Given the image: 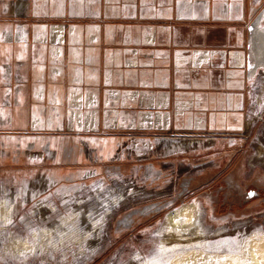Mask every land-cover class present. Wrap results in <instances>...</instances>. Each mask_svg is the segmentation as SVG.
Wrapping results in <instances>:
<instances>
[{
    "label": "crops",
    "instance_id": "crops-1",
    "mask_svg": "<svg viewBox=\"0 0 264 264\" xmlns=\"http://www.w3.org/2000/svg\"><path fill=\"white\" fill-rule=\"evenodd\" d=\"M259 7L264 0H0V176L90 165L102 173L126 140L100 131L132 125L130 111L117 118L107 108L115 94L128 104L170 100L161 119L184 108L215 119L264 67V31L252 33L259 63L248 77L243 60ZM56 23L68 28L54 46L45 37ZM245 109L221 117L240 127Z\"/></svg>",
    "mask_w": 264,
    "mask_h": 264
},
{
    "label": "rangeland",
    "instance_id": "rangeland-1",
    "mask_svg": "<svg viewBox=\"0 0 264 264\" xmlns=\"http://www.w3.org/2000/svg\"><path fill=\"white\" fill-rule=\"evenodd\" d=\"M255 12V32L264 31V7ZM66 28L51 24L49 44L64 43ZM221 32L214 39L221 41ZM257 46L254 41L256 54ZM246 90L241 126L231 130L206 115L197 118L201 108L161 119L160 109L170 111V100L148 106L139 97L132 104L123 103L121 94L110 97L117 106L114 101L107 108L115 107L117 118L130 111L124 123L132 125L100 131L121 133L126 140L102 173L90 165L0 176V202L7 201L13 220L12 225L0 220V264H264V205L254 200L219 209V183L214 184L227 175L239 196L246 185L264 186L258 154L264 147V67ZM190 138L201 141L181 144ZM209 158L214 159L203 163ZM172 211L175 226L168 221ZM170 233L175 237L166 240ZM229 237L237 239L236 255L217 250L222 248L217 241Z\"/></svg>",
    "mask_w": 264,
    "mask_h": 264
},
{
    "label": "flooded vegetation",
    "instance_id": "flooded-vegetation-1",
    "mask_svg": "<svg viewBox=\"0 0 264 264\" xmlns=\"http://www.w3.org/2000/svg\"><path fill=\"white\" fill-rule=\"evenodd\" d=\"M247 31H248V27H247ZM247 47H249V53H250V65H252V67H249V65H247L246 63V68H247V77L248 74L251 73L252 71H254V69L257 67V62L259 60H257L255 58V52H253V40L250 38L248 41H246V50ZM227 74H230V72H226L225 76H227ZM240 101V102H239ZM227 100V106L226 108H224V111L218 110L217 112H220L221 114L217 117L216 116V120L218 123V127L223 125L225 126V128L227 129H233L231 127H229L230 122L229 120L226 119H222V113L225 112L226 114H231V115H240L242 114L240 108L241 106L244 107L247 103V90H245L243 97H241V100ZM222 116V117H221ZM199 135H205L206 133H198ZM217 134V133H215ZM230 134V132H227V136ZM227 138V137H224ZM262 147L263 151H264V147ZM211 159L214 158H209L206 159L203 163H207L209 161H212ZM198 164H200L198 162ZM254 165V164H251ZM264 165V164H263ZM227 175H225L222 178L217 177L215 179L214 184H216L217 182L219 183V188H218V192H220L221 194V201L219 203V205H217V208L219 209H230L232 207H235L236 205H241L242 203H245V205L251 203L254 200H260V203L264 205V186H249L246 185L247 187L243 188V192L240 194V196L237 194L239 192V190L237 188H233L231 186H233L234 183H231L229 180H227L226 178ZM214 179V177H213ZM214 181V180H213ZM254 184L253 182H250L249 184ZM234 193V194H233ZM249 193H252L253 195L249 196ZM237 195V196H236ZM235 196V197H234ZM236 198H238V200H236ZM244 205V204H243Z\"/></svg>",
    "mask_w": 264,
    "mask_h": 264
},
{
    "label": "snow or ice",
    "instance_id": "snow-or-ice-1",
    "mask_svg": "<svg viewBox=\"0 0 264 264\" xmlns=\"http://www.w3.org/2000/svg\"><path fill=\"white\" fill-rule=\"evenodd\" d=\"M249 67H252V65H249ZM5 195H7V193H4ZM253 195L252 193H249V196ZM7 203V201H5ZM80 213H77V216L79 217ZM21 220H23V217H21ZM13 224V220H9L8 221V225H12ZM63 227H68L71 230H76V225H63ZM61 226L58 225L57 229L55 230L57 233L60 231ZM3 237L6 239L7 238V233L2 234ZM237 239L236 237H229L228 239H224V240H220L217 241V243H219L222 248L221 249H217L219 250H224L227 251V253H229L230 255H236V249L233 247L234 245H236ZM163 246H161L162 248ZM87 251V249H86ZM225 259H227V256L224 257Z\"/></svg>",
    "mask_w": 264,
    "mask_h": 264
},
{
    "label": "bare ground",
    "instance_id": "bare-ground-1",
    "mask_svg": "<svg viewBox=\"0 0 264 264\" xmlns=\"http://www.w3.org/2000/svg\"><path fill=\"white\" fill-rule=\"evenodd\" d=\"M258 32L255 33V36L257 35ZM264 45V44H263ZM201 140L198 139V138H190V139H187L186 141H183L181 144L182 145H190V144H193V143H199ZM178 143V142H177ZM180 147V146H179ZM260 147V146H259ZM258 154L260 156V159L262 161V163L264 164V151L262 148H258ZM258 156V155H257ZM259 158V157H258ZM258 160V159H257ZM179 213V212H178ZM168 221L169 223L171 224V226H175L177 225V213L176 212H169L168 213ZM179 224V223H178ZM186 228V227H185ZM197 236V235H196ZM175 237L174 233H170L168 238L167 239H170V238H173ZM173 240V239H172Z\"/></svg>",
    "mask_w": 264,
    "mask_h": 264
},
{
    "label": "water",
    "instance_id": "water-1",
    "mask_svg": "<svg viewBox=\"0 0 264 264\" xmlns=\"http://www.w3.org/2000/svg\"><path fill=\"white\" fill-rule=\"evenodd\" d=\"M254 21L256 22L257 19L256 20L254 19L252 21V23L249 24V26H248V33L250 34V32H251V39L255 41V38L252 37V33L255 32V29L254 28H256V26L254 24ZM52 37H54V36H52V35L50 36V34H48V32H47L46 37H45V41L49 43L48 40L51 39ZM243 60L245 61V63H247V65H250L249 47H247V53L245 54V56H243Z\"/></svg>",
    "mask_w": 264,
    "mask_h": 264
},
{
    "label": "clouds",
    "instance_id": "clouds-1",
    "mask_svg": "<svg viewBox=\"0 0 264 264\" xmlns=\"http://www.w3.org/2000/svg\"><path fill=\"white\" fill-rule=\"evenodd\" d=\"M10 212L11 208L7 206L6 202H0V220L8 223Z\"/></svg>",
    "mask_w": 264,
    "mask_h": 264
}]
</instances>
